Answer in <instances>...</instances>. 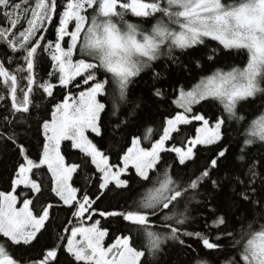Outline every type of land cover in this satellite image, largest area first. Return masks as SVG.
Returning a JSON list of instances; mask_svg holds the SVG:
<instances>
[{
	"label": "snow or ice",
	"instance_id": "snow-or-ice-1",
	"mask_svg": "<svg viewBox=\"0 0 264 264\" xmlns=\"http://www.w3.org/2000/svg\"><path fill=\"white\" fill-rule=\"evenodd\" d=\"M221 53L240 60L204 74ZM202 103L217 107L214 122L193 111ZM163 104L156 129L146 114ZM190 121L201 122L195 136L169 145ZM33 122L30 154L17 129ZM0 144L16 157L0 191V264H57L61 253L67 264H186L187 240L205 252L197 264H264V0H0ZM198 145L215 147L190 169ZM114 189L140 191L127 208L99 211ZM61 208L65 222L37 251ZM96 215L123 225L106 246Z\"/></svg>",
	"mask_w": 264,
	"mask_h": 264
},
{
	"label": "trees",
	"instance_id": "trees-1",
	"mask_svg": "<svg viewBox=\"0 0 264 264\" xmlns=\"http://www.w3.org/2000/svg\"><path fill=\"white\" fill-rule=\"evenodd\" d=\"M63 0H58V4H62ZM130 15V14H129ZM136 19V18H133ZM145 28L149 27V25H144ZM49 39L52 38V33L48 32L47 33ZM215 42H213L214 44ZM185 57H181V60H185ZM240 58L239 57H230L226 56L223 53H221L218 62L216 64H206L205 69L207 70L204 74L209 73L213 68L215 67H227L231 66L234 64H237L239 62ZM159 63H163V61H160ZM48 71L47 66L45 65L44 62H41L40 66L38 67V72L40 75L44 76L46 75ZM201 73L199 71H196L194 73L188 74L187 78L182 81V83L185 85L186 88L192 87L200 77ZM148 80V77H143L141 80L139 86H134V94L139 96V95H144L146 94L147 89L144 87V81ZM72 92H77V89L71 87ZM55 97L57 99H61L64 93V89L60 88L57 86L55 88ZM174 107V106H173ZM169 108L168 104H163L159 106V113L154 115V116H149L146 114V120L149 123H152L153 121L155 122L153 124V127L158 129L159 127V121L161 119L162 114L165 113V111ZM153 112L156 110L153 109ZM194 112H198L202 115H204L207 119H209L210 123L214 122L215 118L219 115V111L217 110V107L214 106L213 104H200V105H195L193 107ZM245 113H253L255 112V107L245 105L242 109ZM200 122L198 121H190L188 125H183L180 126V132L179 135H176L175 133L173 134L175 136V140L170 141L169 145L175 144L176 146H180V143L184 140V137L189 136V137H194L195 136V129L196 127L200 126ZM235 125H233L231 128H228L227 135L225 139L227 140L229 137H231L233 140L236 137V132L234 131ZM21 133L20 135V141L25 145L26 148L29 149L30 154H35L36 151V142H37V131H36V125L33 122L31 124L30 131L25 133L22 129H17ZM134 132L141 131V129H138L134 127L132 129ZM153 138H155V132L149 134ZM98 144H101L104 147H107V144L104 141H100L98 138L96 140ZM67 142H65L66 145ZM214 145H208V146H200L198 145L194 151L196 152V160L195 164L189 163V168L197 167L201 164H203L207 158L212 154V149L214 148ZM64 151L66 154L69 155L70 159H76L78 154L73 153V150H71L69 147L64 146ZM174 156V153H168L165 155V159L168 160L169 163H172V158ZM15 153L10 145H4L0 144V191H9L10 189V182H9V176L11 175V168L12 164L15 161ZM111 162L113 164L117 163V156L115 154V151H113L111 155ZM177 171H180L177 169ZM134 169H130V173L128 175H125L123 178H127L129 180H133L134 178ZM82 183V181H81ZM140 190L137 189L136 191H130V192H125L123 190L119 189H114L112 191H108L106 194H103L99 200L96 202V208L99 211L107 210V211H113V210H122V208H127L130 204H132V201L134 199L138 198V192ZM46 199H48V194L45 193L44 196L39 198V201L37 203V206H39V203H43ZM193 212L192 215L196 216V211H195V204L192 205ZM68 215L66 211L61 208L58 210L54 211V216H53V222L50 224V231L46 232L44 235L40 236L39 242L36 246V250L38 251L40 248L44 247L45 245H48L52 242V238L54 236V231L53 226L54 225H59L62 222H65V217ZM96 220H99L101 222V226L105 227L108 229V234L106 235L105 238V244H109L113 242L114 236L120 234V229L123 228V225L118 223L114 218L111 217H100L98 215L95 216ZM87 223V221H85ZM202 223V222H201ZM191 228H194L196 230H200V228L197 226V224L194 222L191 225ZM190 228V230H191ZM58 230V229H57ZM125 234H127L125 232ZM134 242L137 247L140 246V238L134 236ZM187 240V238H185ZM187 243L190 244L192 247L191 249L188 250V257L186 260V264H197V259L202 258L205 255V252L201 250V246L197 245L194 243L192 240H187ZM171 244L170 241L165 242V249L167 250L169 245ZM172 253H175V249H172ZM171 258V256L169 257ZM57 264H67V257L64 253H61L58 257V262Z\"/></svg>",
	"mask_w": 264,
	"mask_h": 264
},
{
	"label": "rangeland",
	"instance_id": "rangeland-1",
	"mask_svg": "<svg viewBox=\"0 0 264 264\" xmlns=\"http://www.w3.org/2000/svg\"><path fill=\"white\" fill-rule=\"evenodd\" d=\"M194 106H195V105H194ZM194 106H193V107H194ZM198 122H199V121H198ZM200 123H201V122H200ZM130 169H131V166H129V170H128V172H127L126 174H124V176H125V175H128V174L130 173ZM105 238H106V237H105ZM104 244H105V240H104ZM105 246H106V244H105Z\"/></svg>",
	"mask_w": 264,
	"mask_h": 264
}]
</instances>
